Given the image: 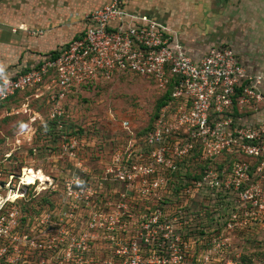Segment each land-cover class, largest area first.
I'll return each instance as SVG.
<instances>
[{
  "label": "built area",
  "instance_id": "2783aa9c",
  "mask_svg": "<svg viewBox=\"0 0 264 264\" xmlns=\"http://www.w3.org/2000/svg\"><path fill=\"white\" fill-rule=\"evenodd\" d=\"M128 3L109 0L84 14L75 37L0 77V104L44 90L56 127L67 124V99L118 79H144L164 97L141 132L132 118L109 111L105 126L120 135L106 136L99 168L78 179L81 206L107 214L102 230L89 231L107 239L108 256L94 262L68 247L63 233L31 230L29 217L5 199L0 264H242L230 262L228 236L264 224V76L226 45L193 58L169 26Z\"/></svg>",
  "mask_w": 264,
  "mask_h": 264
},
{
  "label": "rangeland",
  "instance_id": "374dc122",
  "mask_svg": "<svg viewBox=\"0 0 264 264\" xmlns=\"http://www.w3.org/2000/svg\"><path fill=\"white\" fill-rule=\"evenodd\" d=\"M3 50L0 43V71L6 73L22 64L14 62L12 56H3ZM17 50L13 49L14 56ZM29 52L23 51L24 55ZM158 98L144 79H118L67 99L64 106L65 116L69 115L68 126L63 127L49 126L51 105L44 90L28 91L0 104V203L17 194L13 204L20 215L63 218L69 221L70 231L102 230L100 223L107 214L103 207L81 206L78 179L84 170L94 175L99 168L96 154L109 150L106 138L120 135L115 125L105 126L107 113L132 118L133 131L141 132L149 125ZM92 125H101L102 134ZM24 176L36 179L33 186L22 185ZM94 190L100 192L102 200L107 196L103 189ZM94 194L93 199L98 195ZM45 225L49 223L41 226ZM134 228L135 225L131 230ZM225 246L234 253L231 263L264 264V224L228 236Z\"/></svg>",
  "mask_w": 264,
  "mask_h": 264
},
{
  "label": "crops",
  "instance_id": "0c3cea01",
  "mask_svg": "<svg viewBox=\"0 0 264 264\" xmlns=\"http://www.w3.org/2000/svg\"><path fill=\"white\" fill-rule=\"evenodd\" d=\"M108 1L0 0L3 56L22 63L6 73L0 71V77L30 68L75 37L83 29L82 16ZM127 8L169 26L193 58L210 47L226 45L250 71L264 76V0H129ZM13 49H18L17 57ZM25 49L30 54L24 55ZM259 119L264 121V107Z\"/></svg>",
  "mask_w": 264,
  "mask_h": 264
},
{
  "label": "flooded vegetation",
  "instance_id": "af4514ba",
  "mask_svg": "<svg viewBox=\"0 0 264 264\" xmlns=\"http://www.w3.org/2000/svg\"><path fill=\"white\" fill-rule=\"evenodd\" d=\"M28 217V216H26ZM31 230L45 233H63L66 236V243L73 245L72 250L79 252L84 258L94 262L103 263L108 256L110 243L100 234L92 231H70L69 221L55 216L29 217ZM49 223L45 226H35L34 223ZM45 223V224H46ZM62 223V224H60ZM60 227L61 230H58Z\"/></svg>",
  "mask_w": 264,
  "mask_h": 264
},
{
  "label": "bare ground",
  "instance_id": "6f19581e",
  "mask_svg": "<svg viewBox=\"0 0 264 264\" xmlns=\"http://www.w3.org/2000/svg\"><path fill=\"white\" fill-rule=\"evenodd\" d=\"M25 175V174H24ZM36 182L34 177L24 176L22 180V185H33ZM1 183V182H0ZM17 194L11 195L10 199L7 197V201H15L17 200Z\"/></svg>",
  "mask_w": 264,
  "mask_h": 264
},
{
  "label": "trees",
  "instance_id": "16d2710c",
  "mask_svg": "<svg viewBox=\"0 0 264 264\" xmlns=\"http://www.w3.org/2000/svg\"><path fill=\"white\" fill-rule=\"evenodd\" d=\"M163 100H164V97H161V98H158V100L156 101V103H155L154 114L157 112V110H158V109L160 108V106L163 104ZM49 126L56 127V126H55V121H54V120H51ZM66 126H68V125L66 124ZM2 182H3V181H2ZM3 183H4V182H3Z\"/></svg>",
  "mask_w": 264,
  "mask_h": 264
}]
</instances>
